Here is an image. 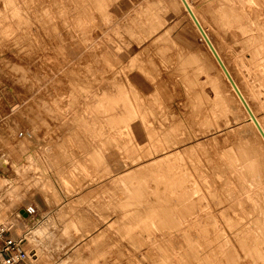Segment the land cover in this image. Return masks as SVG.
Segmentation results:
<instances>
[{"label":"rangeland","instance_id":"rangeland-1","mask_svg":"<svg viewBox=\"0 0 264 264\" xmlns=\"http://www.w3.org/2000/svg\"><path fill=\"white\" fill-rule=\"evenodd\" d=\"M190 1L237 77L211 1ZM244 3L264 21V0ZM192 28L176 0H0V225L12 233L24 206V230L39 223L40 189L97 217L66 230L61 264H233L223 239L264 264L235 234L259 194L230 171L241 140L262 147ZM93 225V246L74 240Z\"/></svg>","mask_w":264,"mask_h":264},{"label":"bare ground","instance_id":"bare-ground-1","mask_svg":"<svg viewBox=\"0 0 264 264\" xmlns=\"http://www.w3.org/2000/svg\"><path fill=\"white\" fill-rule=\"evenodd\" d=\"M176 1L193 25L194 33L204 45L207 54L218 69L220 76L241 108L246 122L257 136L262 147H260L261 153L247 141L241 140L238 143V150L242 169L238 170L236 167L232 168V164L230 165L231 172L237 171L238 178L240 180L245 179L243 182L237 178L241 189L254 187L255 191L251 192L246 189L244 193L250 191L251 193L248 195H252L253 198L256 197L255 194H259V206L248 204L252 206L251 208H257L259 213L255 216H253L254 214L250 215L253 216V218L251 217V224H242L241 230L234 233L241 235L245 232L241 237L237 236L236 238L241 248L248 252L256 253L257 249L251 242H258L260 259L264 255L261 248L264 246V158L262 155L264 153V21L261 19L259 7L244 3L245 0H210L212 6L206 11L208 25L227 51L236 72L237 77H235L191 1ZM207 4L210 5L209 2ZM207 6L205 7L207 8ZM0 158L2 159L0 167L4 168L5 158L3 159V156ZM245 195L246 198H249L247 194ZM226 244V239L221 240L217 250L222 252L226 261L240 264L239 260L235 262V258ZM211 247L208 251L213 258L215 250ZM260 263L261 261H259Z\"/></svg>","mask_w":264,"mask_h":264},{"label":"crops","instance_id":"crops-1","mask_svg":"<svg viewBox=\"0 0 264 264\" xmlns=\"http://www.w3.org/2000/svg\"><path fill=\"white\" fill-rule=\"evenodd\" d=\"M40 194L38 199L34 196L33 205L35 209L42 213V218L39 223H36L28 230H24V223L27 222L28 217H32L33 213L27 211V206L20 209L22 213L21 222L17 220L14 231L11 233V229L6 233L13 235H20L26 233V242L24 248L28 251H34L37 255L33 260L30 259L21 264H61L65 260V256L70 252L71 257L74 256V250L72 245H69V241L72 242L71 235L66 232L83 224V219H93L97 225L96 214L73 210V204L77 201L72 199L60 198L57 200L49 199L43 195L40 189L37 190ZM53 198V197H52ZM36 211V212H37ZM36 214V213H34ZM18 219V218H17ZM81 221V224L79 222ZM18 224H21L18 226ZM93 225L89 228H80V232L76 233L74 240L84 237L82 245H94L95 236H97V230ZM18 227H21L20 229ZM9 227H6L8 229ZM19 229V230H18ZM76 229V230H77ZM18 230V231H17ZM20 232V234H18ZM101 234V233H99ZM74 251V252H73Z\"/></svg>","mask_w":264,"mask_h":264},{"label":"built area","instance_id":"built-area-1","mask_svg":"<svg viewBox=\"0 0 264 264\" xmlns=\"http://www.w3.org/2000/svg\"><path fill=\"white\" fill-rule=\"evenodd\" d=\"M29 213L34 212L33 207H28ZM10 228L0 225V264H21L36 256L34 251L24 248L26 233L13 235L6 233Z\"/></svg>","mask_w":264,"mask_h":264}]
</instances>
